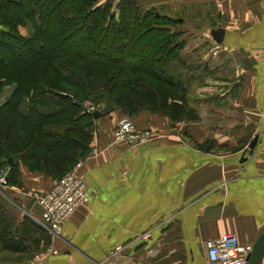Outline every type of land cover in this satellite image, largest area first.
Returning <instances> with one entry per match:
<instances>
[{
  "label": "crops",
  "instance_id": "crops-1",
  "mask_svg": "<svg viewBox=\"0 0 264 264\" xmlns=\"http://www.w3.org/2000/svg\"><path fill=\"white\" fill-rule=\"evenodd\" d=\"M213 6L223 22L205 31L212 49L227 61L232 60L228 57L239 61L229 67H235L227 74L232 76L230 86L216 88L225 90L217 92L221 101H227L225 110H241L238 127L235 120L233 131H218L216 124L227 120L229 113L219 112L217 119L212 118V102L191 101L187 94L201 117L199 122L173 123L145 111L132 117L135 129L153 132L145 145L117 144L114 129L124 116L114 111L102 117L94 124L91 151L77 163H83L80 173L88 188V204L74 212L60 233L47 232L51 238L47 245L32 231L38 238L34 253L17 252V259L2 264H213L206 245L222 234L235 235L248 248L255 245L264 231V0H221ZM217 28L225 30L222 44L211 38V30ZM21 29L27 36V30ZM208 62L199 66L206 70ZM225 69L230 70H220ZM204 72L203 80L210 77ZM172 77L181 81L178 75ZM215 87L203 89L211 94ZM13 89V85L4 88L0 106ZM242 117L248 129L242 126ZM255 136L257 146L248 154ZM247 137L251 140L242 147ZM210 141L224 151L204 150ZM18 171L21 188L5 187L2 200L26 201L28 207L30 194L50 191L55 182L29 172L22 162ZM10 210L18 226L29 218L46 232L37 220L40 210L35 205L33 215ZM148 232L150 242H136ZM124 245L132 246L122 256H110ZM152 247L158 249L150 259L146 252ZM38 253L40 260L33 263Z\"/></svg>",
  "mask_w": 264,
  "mask_h": 264
},
{
  "label": "trees",
  "instance_id": "trees-1",
  "mask_svg": "<svg viewBox=\"0 0 264 264\" xmlns=\"http://www.w3.org/2000/svg\"><path fill=\"white\" fill-rule=\"evenodd\" d=\"M97 3L0 0V94L14 86L0 106V172L8 159L15 164L6 187L21 188L20 162L59 180L91 151L97 120L81 113L85 102L103 105L102 117L121 108L132 117L148 110L173 123L201 120L187 87L165 71L186 46L173 30L181 18L140 0H120L117 17L109 1ZM22 224L0 201L2 247L24 254L30 242L38 246L34 232L49 243L34 221Z\"/></svg>",
  "mask_w": 264,
  "mask_h": 264
},
{
  "label": "rangeland",
  "instance_id": "rangeland-1",
  "mask_svg": "<svg viewBox=\"0 0 264 264\" xmlns=\"http://www.w3.org/2000/svg\"><path fill=\"white\" fill-rule=\"evenodd\" d=\"M109 1L111 4H113V10H112V14L113 16H118V2L120 0H98L97 4L103 5V3ZM173 2H164V1H160V0H140V2L142 3V5L144 6V8H157L158 11H161L164 14H168L169 16H173L176 18H181V23H179L176 27H173V30L176 32H180L182 33V37H180L179 39L184 41V43H186L185 48L182 50V52H180V60H176V61H172L168 66H166L165 71L171 75V76H177V78H180L182 83L184 84V86L187 87V95L191 98H189L191 101H195L198 100V102H203V101H210L213 104L211 105V109L212 111H214V115L212 118L217 119L218 113L219 112H225L226 114H228V119L227 120H223L222 122H219L216 124V127L218 129V131L220 132H224V133H228L233 131L234 128V121L235 122V127H238V120L236 118H240L238 115L241 112H237L236 110H225L226 106H228L227 101L223 102L221 101V97L218 96L220 92L218 90H221L222 92H224L225 90L223 89H216L218 86L221 87H225V86H230L231 82V75H227L229 74V71L235 69V67L233 68H229L231 65L237 64L238 59H236L235 57H228V59L232 58L231 61H227V57H223L222 55L218 56V52L214 51L212 49V45L211 42L209 41V34H207L205 31H207L208 27L212 28L213 26H216L217 22H223V17L220 16L219 14H217L216 8L213 5H218L221 3V0H172ZM232 1V0H230ZM213 4V5H212ZM213 29V28H212ZM20 31H22L23 35H25V31L20 29ZM26 36V35H25ZM194 59H198V61H194ZM240 59V58H239ZM209 60V65L208 67L206 66L205 68H208L206 70H203L199 65L205 62H207ZM229 62V63H228ZM187 66V68H186ZM230 69V70H226L222 71L220 69ZM202 71H205L204 74L206 73V76H210L209 78H205L204 80L201 79V75L203 76ZM220 71V72H219ZM212 75V76H211ZM194 77V78H193ZM208 80L210 81V83H207ZM192 81V82H190ZM209 84V85H208ZM209 86H213V88L215 87V90L213 93L209 94V91H204V87H209ZM191 93V95H190ZM188 99V97H187ZM190 103V102H189ZM89 104L91 106H93L95 109H97L96 111H98L99 107H102L103 105L101 104H95L92 102H85L83 104V111H81V113L83 114V112L85 111V107L89 106ZM100 112H103V110H99ZM119 111L124 117L123 119H121L119 121V123L122 120L125 119H130L131 122H133L132 116L127 115L123 110H121V108H115V110L111 111ZM145 111L147 113H150L148 110H141L140 112ZM197 112V111H196ZM198 113V112H197ZM101 114V113H100ZM153 115H159V114H155V113H150ZM199 114V113H198ZM138 115V114H137ZM244 116V114H240V116ZM93 117V114L91 115ZM162 116V115H160ZM104 117V116H103ZM165 117V116H163ZM102 118V116H101ZM244 117H242L241 123H243V127L245 128H249L247 125H245L244 123ZM100 119V118H99ZM209 120V119H208ZM134 123V122H133ZM132 123V124H133ZM211 123V122H210ZM210 123H208V126H212L214 127V125H211ZM118 126V124H117ZM117 126L114 129L115 132L117 131ZM134 126V125H133ZM135 128V127H134ZM216 129V131H217ZM137 130V129H136ZM143 131V130H141ZM151 132V134H153V132L151 130H149ZM114 132V134H115ZM94 134V132H93ZM152 137V136H151ZM150 137V138H151ZM250 137L245 138V140L242 141L241 145H243L242 147H245L246 144H248V142H250ZM209 144L213 143L212 141L208 142ZM126 146V145H125ZM208 145L205 144L203 147L204 149H206L205 147H207ZM131 147V146H129ZM223 147H221L220 145L218 146V148L215 149H210L211 151L214 150V152L217 153V150L222 151ZM209 151V152H211ZM224 151V150H223ZM76 166V165H75ZM74 166V167H75ZM73 167V168H74ZM11 167L9 165H7V167H5L3 170H1L0 172V179L1 176L3 174H6L9 171ZM73 168H71L68 172L72 171ZM67 172V173H68ZM65 176V175H64ZM61 179V178H60ZM57 180H55L56 182ZM5 187H0V195L2 196V189H4ZM7 188V187H6ZM35 193V192H34ZM33 193V194H34ZM30 194L28 196L27 199H29V197L31 198ZM3 204V206L9 211L11 212L10 209L16 210L17 213L22 214H35L33 212H31L32 210H28L27 207L25 206L24 203H21V201H16V200H0ZM30 201V200H29ZM8 202V203H7ZM10 202V203H9ZM22 204L23 207L25 206V209L22 208V206L18 205V204ZM15 211V212H16ZM31 220V219H30ZM18 223V221H17ZM39 226V225H38ZM33 242L29 243V250L28 252L31 250H34L35 248V244H32ZM0 246L2 247V245L0 244ZM37 248V246H36ZM37 250V249H36ZM35 250V251H36ZM2 251V252H1ZM0 251V264H2L3 262H8L10 260H13L12 258L14 257L15 259H17L19 253H17V251L14 250H10L2 247V250ZM37 252V251H36ZM31 253H34V251H32ZM24 256V254H22ZM41 253L36 254L33 259L37 256H40ZM33 263L36 262L35 260H33Z\"/></svg>",
  "mask_w": 264,
  "mask_h": 264
},
{
  "label": "built area",
  "instance_id": "built-area-1",
  "mask_svg": "<svg viewBox=\"0 0 264 264\" xmlns=\"http://www.w3.org/2000/svg\"><path fill=\"white\" fill-rule=\"evenodd\" d=\"M97 109L89 104L83 114L92 115ZM130 119L118 123L114 134V141L120 145L135 146L148 144L152 136L149 130H136ZM83 163L77 164L72 171L53 183L50 191L36 192L31 195L34 205L40 210L38 222L50 235L60 233L61 227L69 220L76 210L88 204V188L84 176L80 173ZM7 177L3 174L0 187H6ZM152 233L148 232L137 238L136 242H150ZM132 245L118 246L110 256L115 257L126 253ZM157 247L147 250L146 256L150 259L157 252ZM251 248L240 244L233 234H222L220 238L207 242L206 254L213 264H248ZM33 260H40L36 256Z\"/></svg>",
  "mask_w": 264,
  "mask_h": 264
},
{
  "label": "water",
  "instance_id": "water-1",
  "mask_svg": "<svg viewBox=\"0 0 264 264\" xmlns=\"http://www.w3.org/2000/svg\"><path fill=\"white\" fill-rule=\"evenodd\" d=\"M211 36L214 42H216L217 44H222L223 36H225V30L223 28L211 30ZM93 117L94 119L98 120L99 118H101V114L98 111H95L93 113ZM253 139L254 140L252 141V143L249 145V147H247L248 154H252V151L254 150V148H256L259 140L257 136H255ZM8 163L11 167L15 166L11 159H8ZM33 203L34 200L31 199L27 207L29 210H31L32 206L34 205ZM258 238L259 239L257 240V242L254 246H252L250 250L251 254L249 256L248 264H261V261L264 258V231L263 234H261Z\"/></svg>",
  "mask_w": 264,
  "mask_h": 264
}]
</instances>
